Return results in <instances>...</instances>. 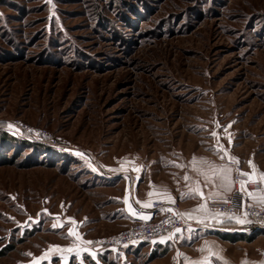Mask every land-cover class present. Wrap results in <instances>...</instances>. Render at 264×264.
Listing matches in <instances>:
<instances>
[{
    "label": "rangeland",
    "instance_id": "rangeland-1",
    "mask_svg": "<svg viewBox=\"0 0 264 264\" xmlns=\"http://www.w3.org/2000/svg\"><path fill=\"white\" fill-rule=\"evenodd\" d=\"M0 122V264H264L257 227L93 243L149 170L264 173V0H0Z\"/></svg>",
    "mask_w": 264,
    "mask_h": 264
},
{
    "label": "crops",
    "instance_id": "crops-1",
    "mask_svg": "<svg viewBox=\"0 0 264 264\" xmlns=\"http://www.w3.org/2000/svg\"><path fill=\"white\" fill-rule=\"evenodd\" d=\"M193 157L196 158L194 162ZM193 163L195 164V167H193ZM234 164L235 163L230 160H220L212 156L198 157L194 155L192 158L185 160V162H178L177 165L171 167V169H163V171L157 170L155 173H152L151 170H147L148 172L145 178L143 177V179L139 180L138 184L134 183L136 186L133 184L132 187L130 186L127 189L128 207L125 208V212L127 213L126 217L131 221L130 223L133 224L138 218H140V214L137 212L136 207L140 206L144 209H149L155 201L178 203L183 213L191 212L193 217L207 215L204 210L197 207L201 203H206L209 213H217L209 210V204L222 200L207 199L208 194L212 192H222L225 197H228L235 192V180H233ZM179 165L183 166L181 167ZM221 166L231 169L233 184L230 192H224V190L220 187V180L212 176L214 168L218 169ZM197 169L200 171H197ZM201 172L207 173L209 177L207 181L205 179V175L201 174ZM255 174L256 180H259V174ZM185 176L189 177V179L186 180ZM197 187H199L200 191L204 193L203 198L199 193L191 191ZM262 187L264 189V183H262ZM150 192L152 193L151 196H149ZM251 192L256 193L257 196L256 199L250 197L251 201L264 206V203H261L259 200V196L264 195V193L256 190H252ZM182 193L184 194L183 196L181 195ZM168 196H171V200L167 198ZM137 201H139V203H137ZM145 204L148 206L145 207ZM133 211L136 213L135 215L133 214ZM159 213L160 212L158 210H146V213L143 215H146L148 219H150ZM222 214L224 215L216 218L209 217L203 220L197 218L189 219L185 216L189 219L190 223L188 226L181 228L180 232H175L172 236V240L166 239L161 242V237L154 240L163 245L168 244L172 246V242L179 243L180 241L188 239L191 234H195V232H197V234H201L206 231L205 233H207V235H202V239L211 237V234H209L211 232L213 234L212 237L222 239L223 241H233L231 239L233 237L232 235L239 232L241 230L239 228H243L247 223H237L234 219L230 218L232 215L227 213ZM235 216H241V218H245L249 221L247 216H243V213H238ZM128 224L126 225H131Z\"/></svg>",
    "mask_w": 264,
    "mask_h": 264
},
{
    "label": "built area",
    "instance_id": "built-area-1",
    "mask_svg": "<svg viewBox=\"0 0 264 264\" xmlns=\"http://www.w3.org/2000/svg\"><path fill=\"white\" fill-rule=\"evenodd\" d=\"M234 165L235 192L226 197L228 203L223 201L210 203L209 210L229 215L247 213L250 222L245 225L246 227L264 228V206L254 203L245 192L240 191L239 180H247V177L239 176L237 169L246 172L245 165L242 163ZM246 189L260 191L263 187L261 181L255 179L254 182L247 183ZM136 210L139 214H145L146 210H158L160 213L148 220L138 218L133 224L121 229V231L93 240V243L95 245L122 246L144 241L150 242L156 238L169 237V234L175 233V229H181L190 223L188 218L177 214L183 213L178 203L155 201L149 209L137 206Z\"/></svg>",
    "mask_w": 264,
    "mask_h": 264
},
{
    "label": "snow or ice",
    "instance_id": "snow-or-ice-1",
    "mask_svg": "<svg viewBox=\"0 0 264 264\" xmlns=\"http://www.w3.org/2000/svg\"><path fill=\"white\" fill-rule=\"evenodd\" d=\"M0 123H3V122H0ZM9 127L11 128L12 125L9 123ZM213 136L216 135L215 132L212 133ZM229 143H231L230 141V138H229ZM219 148L220 149H223V145H219ZM225 153H226V150H225ZM79 155H82L80 153H78ZM203 159V158H201ZM230 160H232L233 162H237L238 163V160L236 157H229ZM196 160L195 157H193V162ZM249 163V166L250 168L253 169L252 172H242L240 171L239 169H237V172L239 174V176L241 177H247V180L245 179H240L239 180V185H240V191L241 192H246V194L249 196V197H252L253 199H256L257 196H256V193L254 192H251V191H247L246 189V185L248 182H254V180L256 179V170H255V165L252 163L251 160L248 161ZM179 166H183V165H179ZM193 167H195V164L193 163ZM197 171H200L199 169H197ZM201 174L205 175V179L206 181L209 179L207 173H203L201 172ZM212 176L219 179L220 180V187L224 190V192H230L232 190V184H233V180L231 178V169H228V168H225L223 166H221L220 168H214V170L212 171ZM185 179H189V177L185 176ZM259 180L261 181V183H264V173H260L259 174ZM215 186V185H214ZM192 192H196V193H199L201 195V197L203 198L204 197V193L200 191L199 187L197 188H194L191 190ZM260 192L261 193H264V189H260ZM152 193L150 192L149 193V196H151ZM182 196L184 195L183 193L181 194ZM169 200H171V196H168L167 197ZM207 199H212V200H222L224 203H228V200L227 198L223 195L222 192H212V193H209L208 194V197ZM259 200L261 203H264V195H260L259 196ZM125 203L127 204L128 203V199H127V196H125ZM137 203H139V201H137ZM145 207H147L148 205L145 204L144 205ZM199 209H202L204 210V212L207 214L205 216H200V217H193V214L191 212H187V213H177L178 215H182V216H186L188 217L189 219H192V218H197V219H200V220H203V219H207L209 217H212V218H216V217H219L221 215H224L222 213H209L208 210H207V207H206V203H201L200 205L197 206ZM131 210V209H130ZM46 211V210H45ZM169 211H171V209H169ZM133 214L135 215L136 213L133 211ZM243 216L246 217L247 216V213H243ZM140 218L141 219H148V217L146 215H143V214H140ZM231 219H234L237 223H240V224H245V223H249L250 221H248L247 219L245 218H241V216H235V215H232L230 216ZM68 220H71L72 218H67ZM55 226V225H54ZM181 230L180 229H175V232H180ZM69 234H73V229L70 228L69 229ZM173 234H169V237H161V242H163L164 240L166 239H170L172 238ZM77 239H79V236L77 235ZM84 243L86 244H91L92 242L91 241H85ZM52 247H59V246H52ZM69 251H71V249H69ZM75 251L77 253H79L81 251V249L79 247H77L75 249ZM83 251H87L89 252L91 255H95L94 252H92L90 249H83ZM211 256H219L218 253H213L211 251H209L208 253V257H211ZM193 264H211V261L209 258H204L202 259L201 261H198V262H193ZM242 264H246V262L242 261Z\"/></svg>",
    "mask_w": 264,
    "mask_h": 264
},
{
    "label": "trees",
    "instance_id": "trees-1",
    "mask_svg": "<svg viewBox=\"0 0 264 264\" xmlns=\"http://www.w3.org/2000/svg\"><path fill=\"white\" fill-rule=\"evenodd\" d=\"M259 230H262V231H263L264 228H261V229H259ZM223 237H224V236H223ZM231 239H232V240H238V239H235L234 237H232Z\"/></svg>",
    "mask_w": 264,
    "mask_h": 264
}]
</instances>
